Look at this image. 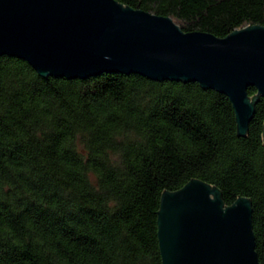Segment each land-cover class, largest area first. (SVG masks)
<instances>
[{
	"label": "trees",
	"instance_id": "1",
	"mask_svg": "<svg viewBox=\"0 0 264 264\" xmlns=\"http://www.w3.org/2000/svg\"><path fill=\"white\" fill-rule=\"evenodd\" d=\"M118 1L216 37L264 25V0ZM234 116L196 81L40 76L0 55V264H162L159 196L192 178L251 200L264 264V97L245 135Z\"/></svg>",
	"mask_w": 264,
	"mask_h": 264
},
{
	"label": "water",
	"instance_id": "2",
	"mask_svg": "<svg viewBox=\"0 0 264 264\" xmlns=\"http://www.w3.org/2000/svg\"><path fill=\"white\" fill-rule=\"evenodd\" d=\"M171 19L118 0H0V55L25 60L40 76L116 71L196 81L229 98L235 130L245 135L264 97V25L216 37ZM219 193L197 178L161 193L155 222L162 264H261L251 200L226 205Z\"/></svg>",
	"mask_w": 264,
	"mask_h": 264
}]
</instances>
